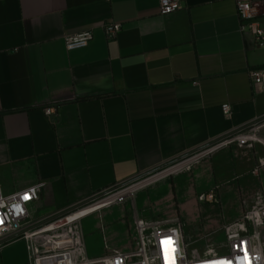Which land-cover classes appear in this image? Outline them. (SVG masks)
Masks as SVG:
<instances>
[{"label": "crops", "instance_id": "crops-1", "mask_svg": "<svg viewBox=\"0 0 264 264\" xmlns=\"http://www.w3.org/2000/svg\"><path fill=\"white\" fill-rule=\"evenodd\" d=\"M239 1L264 10V0H183L169 16H161L159 0H0L3 192L43 184L29 208L30 220L41 222L264 117V92L250 78L264 67V49L243 34ZM107 24L124 29L109 39ZM86 31L94 34L90 45L69 52L65 37ZM46 107L56 114L46 116ZM234 152L250 158L249 169L264 159L260 145ZM231 153L224 149L214 159ZM228 167L194 166L198 194L218 182L214 169ZM257 179L249 173L245 182ZM185 183L173 186L171 203L181 210ZM121 207L82 220L91 264L112 250H136L128 247L134 220ZM0 264H30L26 241L0 248Z\"/></svg>", "mask_w": 264, "mask_h": 264}, {"label": "built area", "instance_id": "built-area-1", "mask_svg": "<svg viewBox=\"0 0 264 264\" xmlns=\"http://www.w3.org/2000/svg\"><path fill=\"white\" fill-rule=\"evenodd\" d=\"M183 0H159L161 16H169L181 10ZM238 16L241 21L243 34L255 39L256 47L264 49V10L260 11L257 3L239 1L237 4ZM124 29L123 24H107L104 31L109 39H114ZM94 39L92 31L82 32L65 37V46L69 52L87 48ZM250 78L255 86L264 92V67L253 69ZM225 116L229 117L232 107L229 104L222 106ZM45 115L56 114L55 107H46ZM264 117L255 122L234 130L205 147L186 154L176 161L167 164V169H156L140 176L133 181L114 186L104 192L94 194L82 204L56 214L41 222L30 220V206L39 201L43 184L32 186L20 192L7 195L0 187V248L19 240H25L30 254V264H91L87 259L83 244V235L80 223L86 217L98 213L103 208L114 205H123L134 199L137 192L148 186L166 179L170 175L191 167L193 164L227 148L233 146L240 149L254 150L257 145L264 147ZM264 167V159L260 160ZM184 166L182 169H178ZM27 197V198H25ZM201 201H214L215 194H203ZM79 214L78 216H75ZM264 199H256L254 211L247 216L252 226L263 224ZM136 250L129 254L116 252L101 259L100 264H166L160 244L161 239L171 237L173 244L169 245V261L175 264H208L214 261L231 260L232 264H239L243 257L242 249L246 246L248 264H264V245L258 233H248L246 225L239 228H229L225 239L221 243L224 249L220 252L210 250L203 256L189 257L186 253V238L181 222L165 225L161 222H149L138 219L135 222ZM175 249L172 252V249ZM212 260V261H207Z\"/></svg>", "mask_w": 264, "mask_h": 264}, {"label": "rangeland", "instance_id": "rangeland-1", "mask_svg": "<svg viewBox=\"0 0 264 264\" xmlns=\"http://www.w3.org/2000/svg\"><path fill=\"white\" fill-rule=\"evenodd\" d=\"M227 149L232 150L228 157L219 161L214 159L218 153L223 151L221 150L189 168L170 175L166 179L168 182L142 190L137 198L120 205L123 206L120 211L131 214L130 220H134L133 232L137 218L149 222H161L165 225H172L176 221L181 222L186 238V253L189 257L203 256L210 250L222 251L224 248L221 247V243L224 241L228 229H236L243 225H246L248 233H258L264 245V217L263 224L258 227L252 226L247 220V216L256 207V199L259 196L264 199V184L260 181L264 167L257 161V166L249 169L247 164L250 163V158L240 152H234L246 149L235 146ZM207 161H213V165L222 164L226 167L229 165L241 166L239 169H232V166L221 171L214 169L215 178L218 182L210 191H207L208 193L214 191V201H201L200 197L203 194H198L196 190L198 186H195L197 185V176H195V172L192 173L194 166ZM167 167L170 166H165L163 169H167ZM253 172L258 175L253 174ZM249 173L256 179L258 178L259 183L258 181L245 182ZM175 180L186 182V192L183 197L181 195L182 203L185 206L183 210L180 209L178 202L171 203L175 195L173 186L176 190ZM207 182L206 180L204 187L207 186ZM118 209L116 208L114 211ZM80 228L82 231L81 223ZM102 233L104 234V231ZM133 235L134 233L131 235L132 240H130L128 247L133 245L135 250L136 242ZM116 252V250H112L111 253L113 255Z\"/></svg>", "mask_w": 264, "mask_h": 264}, {"label": "snow or ice", "instance_id": "snow-or-ice-1", "mask_svg": "<svg viewBox=\"0 0 264 264\" xmlns=\"http://www.w3.org/2000/svg\"><path fill=\"white\" fill-rule=\"evenodd\" d=\"M25 198H27V197H25ZM173 243L174 242L172 241L171 237H165V238L161 239V241H160L162 251L164 253L166 264H175L174 259L169 261V252H170L169 245L173 244ZM171 251L174 252L175 249L173 248ZM242 251H243L244 255H243V257L239 258V264H248L247 247L245 246L242 249ZM211 264H232V261L224 259V260H220V261L211 262Z\"/></svg>", "mask_w": 264, "mask_h": 264}, {"label": "bare ground", "instance_id": "bare-ground-1", "mask_svg": "<svg viewBox=\"0 0 264 264\" xmlns=\"http://www.w3.org/2000/svg\"><path fill=\"white\" fill-rule=\"evenodd\" d=\"M184 166H181L180 168H178L179 170L182 169ZM79 214L75 215V216H78ZM207 261H212V260H207ZM208 264H211V263H208Z\"/></svg>", "mask_w": 264, "mask_h": 264}]
</instances>
